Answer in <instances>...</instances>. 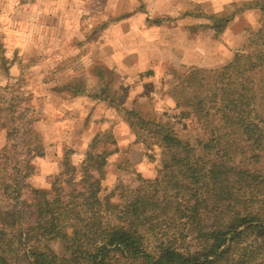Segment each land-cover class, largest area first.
I'll return each instance as SVG.
<instances>
[{"label":"trees","instance_id":"1","mask_svg":"<svg viewBox=\"0 0 264 264\" xmlns=\"http://www.w3.org/2000/svg\"><path fill=\"white\" fill-rule=\"evenodd\" d=\"M249 12L257 24L243 30L232 60L213 70L187 66L169 114L148 118L127 109L126 86L121 95L106 86L101 97L93 95L121 112L134 143L160 162L151 177L136 174L135 185L118 178L108 184L120 152L114 126L94 133L80 159L64 160L52 183L60 201L53 189L27 184L32 162L45 159L49 144L21 107L26 97L10 82L1 87L7 144L0 149V264H264V1L183 17L201 18L198 28L219 38ZM236 137L239 164L229 158ZM115 167L135 174L128 161Z\"/></svg>","mask_w":264,"mask_h":264},{"label":"rangeland","instance_id":"2","mask_svg":"<svg viewBox=\"0 0 264 264\" xmlns=\"http://www.w3.org/2000/svg\"><path fill=\"white\" fill-rule=\"evenodd\" d=\"M240 1L0 0V93L6 82L14 84L12 90L26 97L21 107L30 109L40 141L49 144L45 159L32 162L26 183L53 189V199L60 201L52 183L64 170V160H77L94 133L113 126L120 152L108 168L109 186L118 179L135 185L136 174L154 175L160 162H151L134 143L121 112L96 100L101 86L119 95L126 86L125 107L148 118L169 114L172 91L187 66H225L238 51L243 30L258 21L249 12V22L242 17L217 38L198 28L201 18L183 14L232 12L245 3ZM71 84L81 85L80 93L66 87ZM174 127L183 134L181 125ZM6 144L5 130H0V149ZM241 148L242 139L234 138L229 158L235 164L241 162ZM127 161L135 174L122 176L115 165Z\"/></svg>","mask_w":264,"mask_h":264},{"label":"crops","instance_id":"3","mask_svg":"<svg viewBox=\"0 0 264 264\" xmlns=\"http://www.w3.org/2000/svg\"><path fill=\"white\" fill-rule=\"evenodd\" d=\"M249 0H243V1H240V2H248ZM251 1V0H250ZM219 11L218 10H214L213 12H211V13H214V14H216V13H218ZM251 15L252 14H249V13H247V14H245V15H243V17H245L247 20H248V22H249V17H251ZM109 91V90H108ZM110 92V91H109ZM171 106H172V104H171ZM115 134H117V131L115 132ZM118 136V135H117Z\"/></svg>","mask_w":264,"mask_h":264}]
</instances>
